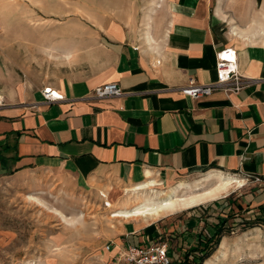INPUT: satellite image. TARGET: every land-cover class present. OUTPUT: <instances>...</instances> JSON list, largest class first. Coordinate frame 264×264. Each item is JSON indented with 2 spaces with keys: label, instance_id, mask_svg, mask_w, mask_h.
Here are the masks:
<instances>
[{
  "label": "crops",
  "instance_id": "obj_1",
  "mask_svg": "<svg viewBox=\"0 0 264 264\" xmlns=\"http://www.w3.org/2000/svg\"><path fill=\"white\" fill-rule=\"evenodd\" d=\"M33 1L41 48L64 63L52 82L1 97L0 178L52 175L93 192L172 187L210 170L248 179L264 204V0ZM229 47L246 86L182 95L189 78L215 80L216 54ZM110 82L123 94L95 99ZM43 87L63 100H45ZM124 230L129 242L135 230Z\"/></svg>",
  "mask_w": 264,
  "mask_h": 264
},
{
  "label": "rangeland",
  "instance_id": "obj_2",
  "mask_svg": "<svg viewBox=\"0 0 264 264\" xmlns=\"http://www.w3.org/2000/svg\"><path fill=\"white\" fill-rule=\"evenodd\" d=\"M35 6L41 9L39 1L0 0V97L4 102L28 92L32 83L52 82L64 63L54 49L41 48L44 20L30 17ZM46 59L52 64L47 65ZM209 172L180 176L171 186L179 182L190 186L178 198L211 188L214 181H204ZM232 178L238 183L219 199L146 222L112 217L146 196L126 193L130 186L91 192L52 175L0 178V264H108L116 248L108 252L106 246L125 244L124 228L135 230L128 239L131 244L142 237L161 238L168 244L173 264L186 258L194 264H264V204H258V189L250 181ZM168 188L157 186L156 190L163 193ZM219 219L224 220L221 236L206 248L205 241L213 236Z\"/></svg>",
  "mask_w": 264,
  "mask_h": 264
},
{
  "label": "built area",
  "instance_id": "obj_3",
  "mask_svg": "<svg viewBox=\"0 0 264 264\" xmlns=\"http://www.w3.org/2000/svg\"><path fill=\"white\" fill-rule=\"evenodd\" d=\"M245 86L244 77L238 69L236 51L229 47L221 49L216 54L215 80L213 82L199 84L193 78H189L186 85L180 88V92L191 99H198L209 96L215 91L237 93ZM41 94L45 100L50 102L63 100V96L51 87H44ZM122 94V89L113 82L99 85L92 91L93 97L99 100L119 97ZM2 104L3 101L0 97V106ZM257 180L254 179V181ZM100 196L106 199V196L102 193H100ZM104 204L105 207H108L106 201H104ZM160 239H144L135 244L126 242L121 247L110 243L106 246V251H112L114 248H116V251L108 264H173L168 244Z\"/></svg>",
  "mask_w": 264,
  "mask_h": 264
},
{
  "label": "bare ground",
  "instance_id": "obj_4",
  "mask_svg": "<svg viewBox=\"0 0 264 264\" xmlns=\"http://www.w3.org/2000/svg\"><path fill=\"white\" fill-rule=\"evenodd\" d=\"M204 181H214L215 184L211 188L205 190H201V188L181 198H178L177 194L180 191L190 188V186L184 182L179 183L175 188H168V191L163 193L157 192L156 188L158 184L153 180L132 185L126 188V193H133L135 197L145 193L146 196L140 202H131L132 204L129 202L131 206L117 211L112 217L125 221L140 219L146 222L148 220H157L164 215V213L181 212L206 202L217 200L228 194L238 183L233 178L221 172H209Z\"/></svg>",
  "mask_w": 264,
  "mask_h": 264
},
{
  "label": "trees",
  "instance_id": "obj_5",
  "mask_svg": "<svg viewBox=\"0 0 264 264\" xmlns=\"http://www.w3.org/2000/svg\"><path fill=\"white\" fill-rule=\"evenodd\" d=\"M223 223H224V220L219 219V223H218V225H216V230L214 231L213 236H211L210 238H208V239L205 241V247H206V248H207V246H209V244H210V242L213 240V238H217V239H218V237L221 236V234H220L221 229H222L221 224H223ZM198 253H199V252H198ZM199 258H200V257H199ZM185 260H186V261L181 262L180 264H194V263H190V262L187 260V258H186Z\"/></svg>",
  "mask_w": 264,
  "mask_h": 264
}]
</instances>
